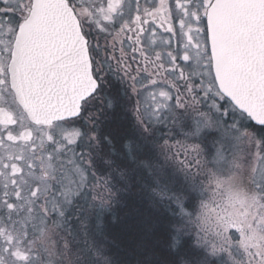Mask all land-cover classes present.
<instances>
[{
	"label": "snow or ice",
	"instance_id": "obj_1",
	"mask_svg": "<svg viewBox=\"0 0 264 264\" xmlns=\"http://www.w3.org/2000/svg\"><path fill=\"white\" fill-rule=\"evenodd\" d=\"M0 264H264V0H0Z\"/></svg>",
	"mask_w": 264,
	"mask_h": 264
}]
</instances>
